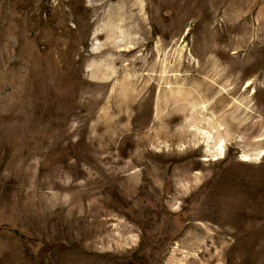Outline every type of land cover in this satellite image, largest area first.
Masks as SVG:
<instances>
[{"label":"rangeland","instance_id":"374dc122","mask_svg":"<svg viewBox=\"0 0 264 264\" xmlns=\"http://www.w3.org/2000/svg\"><path fill=\"white\" fill-rule=\"evenodd\" d=\"M0 264H264V0H0Z\"/></svg>","mask_w":264,"mask_h":264},{"label":"bare ground","instance_id":"6f19581e","mask_svg":"<svg viewBox=\"0 0 264 264\" xmlns=\"http://www.w3.org/2000/svg\"><path fill=\"white\" fill-rule=\"evenodd\" d=\"M208 140H209V136H207V140H206V143L208 144ZM213 146H212V149L211 150H206L207 153L210 154V156L212 157V159L216 160V159H220L223 154H224V148H223V142H222V139L218 136L217 139L216 138H213ZM253 160L251 157H249L248 155L246 154H242L241 155V161H251ZM226 211V210H224ZM227 212V211H226ZM225 212V213H226ZM231 212V211H230ZM229 213V212H228ZM232 214V213H231ZM224 215V214H223ZM229 215V214H228ZM226 217V216H225ZM228 220V218H227ZM232 220V219H231ZM234 222V220H233ZM237 222V221H236ZM236 225V224H235ZM238 229V228H237Z\"/></svg>","mask_w":264,"mask_h":264},{"label":"trees","instance_id":"16d2710c","mask_svg":"<svg viewBox=\"0 0 264 264\" xmlns=\"http://www.w3.org/2000/svg\"><path fill=\"white\" fill-rule=\"evenodd\" d=\"M14 232L15 233H17V234H19V231H17V230H14ZM22 236H24V235H22ZM29 239H31V238H29ZM32 240V239H31ZM34 240V239H33Z\"/></svg>","mask_w":264,"mask_h":264}]
</instances>
